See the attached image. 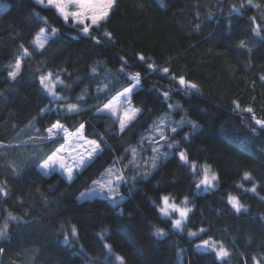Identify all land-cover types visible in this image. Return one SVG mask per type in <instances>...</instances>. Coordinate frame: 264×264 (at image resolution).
I'll list each match as a JSON object with an SVG mask.
<instances>
[{"label": "trees", "instance_id": "1", "mask_svg": "<svg viewBox=\"0 0 264 264\" xmlns=\"http://www.w3.org/2000/svg\"><path fill=\"white\" fill-rule=\"evenodd\" d=\"M2 1L8 6L0 16V187L7 195L0 193V264H120L117 256L124 264H222L214 251L197 248L209 239L229 253L223 264H264V130L251 119L254 114L264 120V31L256 35L251 22L255 17L264 28V0H115L90 36L35 0ZM41 18L58 31L39 50L31 42L45 28ZM46 33L52 36L50 30ZM25 49L30 55H24ZM140 55L146 63L138 60ZM121 58L127 72H140L143 78L132 100L142 114L123 133L110 116L96 111L128 86L119 71ZM17 60L20 72L12 80L8 72ZM147 63L168 68L170 75L149 72ZM48 72L67 86L56 85L65 97L60 104L50 103L39 84V76ZM171 76H183L197 89L175 90L179 86ZM105 86L97 100V88ZM168 89L174 90L165 103L160 93ZM81 94L85 99L78 102ZM69 103L84 111H51ZM167 104L180 108L168 109ZM249 107L252 113L241 111ZM167 112L198 125L168 133L179 142L175 150L186 151L200 166H212L217 188L197 193L190 170L174 155L159 159V167L148 169L151 174L141 179L143 160L152 155L146 150L149 141L141 144V138L152 134L153 122L159 124ZM57 119L71 132L84 123L88 140L102 134L105 141L104 152L71 182L57 171L45 175L37 166L64 144V137L50 140L45 131ZM138 147L144 149L139 167L129 164L130 149ZM121 156L127 158L115 159ZM114 164L126 169L128 177L136 176L135 183L120 188L124 201L119 208L104 197L77 199ZM245 173L251 178L245 180ZM165 195L188 197L191 211L183 231L172 229L158 212ZM229 195L243 205L240 212L228 204ZM72 225L76 238L71 237ZM157 228L166 235L156 236ZM200 229L205 231L189 237Z\"/></svg>", "mask_w": 264, "mask_h": 264}, {"label": "snow or ice", "instance_id": "2", "mask_svg": "<svg viewBox=\"0 0 264 264\" xmlns=\"http://www.w3.org/2000/svg\"><path fill=\"white\" fill-rule=\"evenodd\" d=\"M36 4L42 6L43 8L53 9L55 13L58 15V18L62 19L64 23H71L73 25H78L80 31L85 36H90L91 31L101 26V22L106 20L109 15L110 10L113 7L114 0H35ZM248 4H251L252 0H247ZM244 5H241V8ZM233 11L239 12V8H233ZM38 15V14H37ZM45 24V28H40L38 34L35 36L34 40L31 42L37 49L42 50L47 43L48 40L52 39L57 34L56 28H50L47 24V18H41ZM251 22L255 24V28L253 31L256 35H260L261 31H264V28L261 27L260 24H256V18L252 17ZM46 29L50 30L52 36H48L45 34ZM104 35L106 37H111V33L105 32ZM92 39L96 40V43H99V40L95 37ZM245 42L242 40L240 42V47H244ZM24 55L28 56L27 49L24 50ZM122 67L120 68V73L122 76L128 81V86L124 87L122 91L118 92L115 96L108 99L107 103H103L102 107H98L96 111L98 113H107L115 118L119 122L120 133L125 132V130L142 114V109L138 107L132 106V100L135 97L138 89H142V76L140 72L129 73L125 70L128 66L127 61L123 60ZM138 60L142 63H146V58L143 55L138 56ZM9 67H13L9 65ZM20 61L14 65V70L8 72V76L15 80L20 72ZM147 70L149 72L161 71L165 75H170L168 68L157 69L155 65L151 63H147ZM93 72H95V68H93ZM53 74L48 72L47 74H41L39 76V84L42 86V90L51 97L50 103L60 104L65 97L60 96L56 91V85L59 84L63 87H67L63 84V81L59 79V76L56 77V80H52ZM264 79V77H262ZM171 80L178 83V88L175 90H192L197 89V85L187 81L183 76L176 77L171 76ZM174 89H168L160 93L163 101L167 103L170 98V92ZM106 91V86L104 88H97V100H99V96L101 93ZM77 101H83L85 99L84 94L77 96ZM128 105V107H124V105ZM234 109L240 110L239 104L233 101ZM168 109H178L180 108L179 104H167ZM47 110L42 109V113ZM51 111H55L57 114L64 112L66 114H80L84 111V109L79 107L78 103H69L66 107L61 105V107L56 109H51ZM242 112L252 113V108H245L241 110ZM251 119L254 121L255 125L258 126L259 130H264V120L256 118L253 114ZM163 122V118H161V123ZM185 124H190L193 128H198V125L190 120H186L184 117L181 118L179 122H177L175 127H171L172 133H177L178 129H182ZM85 124L80 123L79 127L76 129L75 135L79 136L82 141H84L88 147L85 149L86 155H81L79 161L77 162V167L83 169L87 167L88 163L92 161L94 158L98 157L101 153L104 152V148L101 146L105 143L102 134H98V140H87L84 136ZM152 130H155L159 133V138L156 137H142L140 143L143 144L145 140L149 141L147 151H150L152 155L143 160V167L139 170V175L141 179L144 176L150 175L151 172L148 170L149 165L151 169H157L159 167L157 161L161 158L167 159L168 156L174 155L178 158V162L181 163V166H186L190 170L191 177L193 178V182L195 184V189L197 193L207 192L216 187L215 182L218 180V176L216 173L211 172L210 166L203 165L200 166L195 161H190L189 156L186 151L177 152H161L160 148L167 147L169 150H173L177 147L179 142H170L169 138L164 134V129L160 127L155 121L151 126ZM45 131L48 133V139L55 140V137L60 135L61 133L68 132V129L64 126L63 123L59 119L55 122L51 123V126L46 128ZM252 131L255 133L257 128H252ZM187 135L184 136V139H187ZM160 141H164L163 144ZM65 151L64 146H60L55 151L51 153L37 166L45 171V175L50 174L51 171H55L57 168L62 169L67 173L66 180L71 182L75 178L76 170L72 167H69L65 162V157L62 153ZM125 152H128L129 149H125ZM133 159L129 160V164L136 165L139 167L137 158L139 153L136 148L130 149ZM127 157L121 156L115 159L124 160ZM125 170L114 169L113 167H107L103 172L99 173V176L96 179L91 180L90 185H86L84 191L79 193L77 197L80 201H89L98 196H103L105 199L109 200L110 204L113 208H119L120 204L124 201V196L120 194V188L122 186H126L130 181L135 183L136 176L128 177L125 174ZM198 178V179H197ZM250 175L248 173L244 174V179H250ZM242 187V185L240 186ZM131 190V189H130ZM250 191L255 192V187H253ZM0 193L3 195H7V191L4 187H0ZM117 197H119L117 199ZM173 198L170 196H162L160 197L161 205L158 208V212L166 218L167 222L171 224L172 229L183 231L188 218V213L191 211L190 208L187 207L189 203V199L186 196L181 203L185 205V207H180L179 205L170 202ZM228 204L231 205L236 212H240L243 205L240 204L239 199L232 195L228 196ZM173 214H178V218H172ZM120 215H123V210H121ZM11 219H16V217H11ZM4 229H7L8 224L5 222ZM107 231V229H105ZM204 229H200L199 232H189L188 235L190 238L198 237L199 233L204 232ZM71 237H77V229L75 225L71 226L70 229ZM4 232L0 231V236H3ZM155 235L158 237H163L166 235L164 229L157 228L155 229ZM64 242L66 244L71 243L69 235L65 233ZM104 248L111 253V246L108 244L103 245ZM208 248L215 252V256L217 260L221 261L223 264L224 259L229 255V253L225 250L222 244H217V242L209 240H203L200 245H197V248ZM117 260L120 261V264H124V258L122 256H117ZM257 264H260L257 261Z\"/></svg>", "mask_w": 264, "mask_h": 264}, {"label": "rangeland", "instance_id": "3", "mask_svg": "<svg viewBox=\"0 0 264 264\" xmlns=\"http://www.w3.org/2000/svg\"><path fill=\"white\" fill-rule=\"evenodd\" d=\"M45 2H46V0H45ZM114 2H115V0H114ZM114 5V4H113ZM7 3H5V2H3L2 0H0V16H1V14L6 10V8H7ZM111 11V10H110ZM110 13V12H109ZM38 34V33H37ZM36 34V35H37ZM45 34L46 35H48L46 32H45ZM35 35V36H36ZM35 36H34V38H35ZM32 44V43H31ZM46 44V43H45ZM32 46L34 47V48H36L33 44H32ZM37 49V48H36ZM52 80L53 81H55V79L52 77ZM115 96V95H114ZM113 97V96H112ZM132 106H133V103H132ZM124 107L126 108V107H128V105L126 104V105H124ZM135 107V106H134ZM170 112H167L166 114H164L163 116H162V118H163V122L161 123V120H160V123L158 124L160 127H162L163 129H164V134L169 138V141L170 142H173V143H175V142H177V141H175L174 139H171V134H169L168 132H171V127H175L176 126V124H177V122H179L181 119H179V118H177L173 113H170ZM101 114H104V115H108V116H110V118H112L115 122H117V124H118V126H119V122L117 121V120H115V118L114 117H112L111 115H109V114H107V113H101ZM166 115H169L168 117H165ZM187 119L186 120H190V121H192L193 122V120H191L189 117H187V116H185ZM75 133H76V131H74V132H71V131H68V132H66V133H61L60 135H58V136H62V137H64V144H63V146H64V148H65V151L62 153V155H64V157H65V162L68 164V166L69 167H72V168H74L75 170H76V173L77 172H80V171H82V169H80V168H78L77 167V162L79 161V159H80V157H81V155H86V152H85V149L88 147V145L84 142V141H82L81 139H80V137L79 136H77V135H75ZM84 136H85V134H84ZM145 136H147V134L145 135ZM144 136V137H145ZM57 137V136H56ZM86 137V136H85ZM148 137H156L157 139L159 138V133L158 132H156V131H154L152 134H149L148 135ZM88 140V139H87ZM160 143L161 144H163L164 143V141H160ZM62 146V145H61ZM178 147V146H177ZM176 147V148H177ZM137 149V152L140 154V152L139 151H141L142 152V147L140 148V147H138V148H136ZM144 150V149H143ZM160 151L161 152H175V151H177V153L179 152V151H184V150H175V149H173V150H169L167 147H162V148H160ZM171 155V154H170ZM169 155V156H170ZM168 156V157H169ZM162 159V158H161ZM157 163H158V165H159V162L157 161ZM203 165H208V163H204V164H202L201 166H203ZM208 166H210V164L208 165ZM111 167H113L114 169H118V170H124L123 168H121L119 165H117V164H114V165H112ZM41 169V168H40ZM148 169H151L150 168V165H149V168ZM210 169H211V172H214V173H216V171L212 168V166H210ZM152 170H154V169H152ZM41 171L43 172V173H45V171H47V170H42L41 169ZM55 171H57V172H59V173H61L65 178H66V175H67V173L66 172H64L62 169H59V168H57ZM51 172H53V171H51ZM76 173H75V175H76ZM217 174V173H216ZM215 184H216V187L215 188H217L218 187V180L215 182ZM214 188V189H215ZM98 197H103V196H98ZM171 198H173V197H171ZM181 201H183V199H181V200H175L174 198L170 201V202H173V203H175V204H177V205H179L180 207H185V205H183L182 203H181ZM162 206V205H161ZM187 207L188 208H190L191 206L189 205V203H188V205H187ZM172 218H178V214H173V217ZM184 230V229H183ZM202 242H200V243H198V245H200ZM199 249H202V250H211V249H208V248H204V247H201V248H199Z\"/></svg>", "mask_w": 264, "mask_h": 264}]
</instances>
